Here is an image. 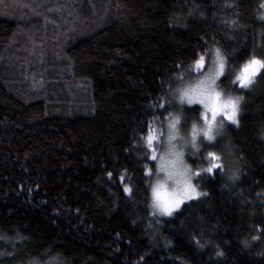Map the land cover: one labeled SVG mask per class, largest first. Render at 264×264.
Wrapping results in <instances>:
<instances>
[{"label":"trees","instance_id":"obj_1","mask_svg":"<svg viewBox=\"0 0 264 264\" xmlns=\"http://www.w3.org/2000/svg\"><path fill=\"white\" fill-rule=\"evenodd\" d=\"M218 56L242 99L208 141L182 91ZM255 59L264 0H0V264H264V68L236 79ZM168 130L199 196L162 215Z\"/></svg>","mask_w":264,"mask_h":264},{"label":"rangeland","instance_id":"obj_2","mask_svg":"<svg viewBox=\"0 0 264 264\" xmlns=\"http://www.w3.org/2000/svg\"><path fill=\"white\" fill-rule=\"evenodd\" d=\"M221 60L222 58L218 56L216 65L213 70L209 69L210 72H205V75L197 81L196 78L193 81H190L189 84L185 85L182 91V97L185 100L188 101L189 98L194 101L204 99L206 103H210L209 98L215 100L216 93L220 94L219 99L215 100V106L220 108V111L217 112L215 121H212V113L211 111L206 110L204 104L195 103L202 106L203 114L207 112L208 120L206 121L202 118V125L200 128V134L205 139V133L209 131V125L211 126L210 134L215 138L219 133L222 124H225L226 122H232L231 120L227 119L226 115L231 114V106L225 108L223 107V105L226 104L228 100H236V98L224 96L223 92L218 88L217 85V82L219 81L218 78H220L222 75L219 74V63ZM255 67L259 70L261 69L259 65H256ZM259 70L254 75L250 76L251 82L255 80ZM242 72L243 70L241 71V73ZM239 104L240 103L238 102L237 114L235 117L236 120L239 113ZM194 129L197 128L195 127ZM176 136V131L168 130L165 140L167 141V147L165 149L163 148L160 151L158 157L159 176L156 179L153 188V205L156 210L162 215H167L168 210H171L172 212L173 210L178 208L180 204L192 199H196L199 196L197 187L193 182L190 167L187 165V163H185L183 159V155L186 159L187 153L191 151V148L188 144V136L186 134H181L177 140V146L173 142V139L177 138ZM157 191L160 193L159 197H157L156 195Z\"/></svg>","mask_w":264,"mask_h":264},{"label":"snow or ice","instance_id":"obj_3","mask_svg":"<svg viewBox=\"0 0 264 264\" xmlns=\"http://www.w3.org/2000/svg\"><path fill=\"white\" fill-rule=\"evenodd\" d=\"M217 54H218V50H217ZM203 61V57L200 58V62ZM198 62V63H200ZM259 65L260 68H264V63H261L260 61L257 60H252L249 62L248 65H246L243 69V72L241 73V75L237 76L236 79L240 81V86L241 87H247L250 83H251V79L250 76L254 75L259 69L256 68L255 66ZM223 68H224V63L221 60L219 63V74H222L223 72ZM214 82V81H213ZM219 93H216L215 95V100L219 99ZM242 99L241 97H237L236 100H228L226 104L223 105V107L227 108L229 106H231L232 108V112L231 114H226L227 115V119L231 120L233 123H238V121L236 120V114H237V105L239 100ZM215 100H212L211 98H209L210 103H206L204 99L198 100V101H194L192 99H188V103L189 104H193V103H200V104H204L205 108L207 111H211L212 113V121H215L216 119V115L217 112L220 111V108L215 106ZM211 104V106H210ZM203 119L204 120H208V116H207V112L203 115ZM195 128V126H194ZM211 131V126L209 125V131L205 133V137L208 140H212L214 137L210 134ZM149 146H151L152 143V138L150 137L148 140ZM210 157L215 158L214 153H209ZM153 159H155V156L152 157ZM219 167V165L213 163L211 167L205 169L206 172H211L213 168ZM157 197H159L160 193L157 191L156 192ZM191 198V197H189ZM168 215H171V210H168L167 212Z\"/></svg>","mask_w":264,"mask_h":264}]
</instances>
